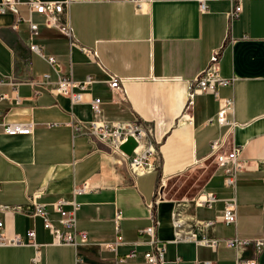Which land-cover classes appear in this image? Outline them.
<instances>
[{"label":"crops","instance_id":"obj_1","mask_svg":"<svg viewBox=\"0 0 264 264\" xmlns=\"http://www.w3.org/2000/svg\"><path fill=\"white\" fill-rule=\"evenodd\" d=\"M53 1H68L74 44L59 29L46 27L40 14L31 17L38 25L33 42L56 58L55 67L29 49L28 23L14 30L15 14L0 13V78L5 80L0 95H10L0 100L5 234L26 239L34 229L42 264H148L142 254L149 236L140 229L151 224L165 242L164 264H235L239 256L252 258L251 245L211 249L175 241L171 214L178 210L184 231L199 237L264 238V0H240L242 12L231 23L232 0H206L205 11L196 0H147L140 8L133 0ZM15 7L20 16H28L26 0ZM217 50V76L230 83L217 82L215 94L192 93L194 80ZM69 68L73 80H93L85 90L74 89L83 93L74 105L51 91L55 69L65 76ZM46 72L50 82L34 88L27 83ZM109 75L120 78L121 85L112 87ZM34 89L42 93L33 97ZM95 97L102 101L103 122L137 121L148 130L144 142L154 148L151 171L133 176L128 161L110 146L73 131L71 122L92 119ZM12 122H31V132L6 134L4 125ZM215 139L224 141V150L237 148L238 158L247 161L233 188L224 185L223 169L213 162L210 142ZM81 183L88 189L76 196V229L88 240L76 247L52 243L41 217L32 215L29 196L41 191L35 202L59 226L51 203L70 199L73 186ZM206 191L218 200L211 208L195 206L192 197ZM230 198L236 202L235 224L216 223L205 231L194 225L214 219ZM181 199L187 200L178 205ZM117 211L124 242L117 255L136 252L122 263L107 247L115 237ZM33 254L31 245L0 246V264H33ZM256 259L264 264V246Z\"/></svg>","mask_w":264,"mask_h":264},{"label":"built area","instance_id":"obj_2","mask_svg":"<svg viewBox=\"0 0 264 264\" xmlns=\"http://www.w3.org/2000/svg\"><path fill=\"white\" fill-rule=\"evenodd\" d=\"M147 0H133L137 8H140ZM201 11L206 9V0H196ZM233 6L228 12L229 23L233 19L237 18L242 12V5L240 0H232ZM21 3V0H0V13L11 11L15 14V19L11 25L12 29H17L20 22L28 23L29 31V49L40 57H42L49 65L55 67L56 58L53 55H45L39 46L33 42V37L38 33V25L32 20V13L40 14L43 17V22L46 27L57 28L65 36L71 40V45L74 44L72 40L71 28L68 20V13L66 8L68 1H53V0H26L28 4L29 14L27 17L20 16L16 11V5ZM81 50H85L81 48ZM219 50L215 51L212 55L210 64L203 70V72L194 80L192 86L193 92H211L216 93L215 85L229 84L230 80L221 79L217 76V63ZM56 79L54 83L56 86L51 91L53 93L62 94L68 97L71 105L82 101V91L77 92L74 89L79 88L85 90L92 82L90 76L86 77L83 81H75L71 78V68L68 73L63 76L59 74V70L55 69ZM5 81L0 78V83ZM51 81L50 73H43L39 79H31L27 81L31 87L39 86ZM108 82L112 87H119L122 80L114 75H109ZM15 87V86H14ZM15 90V89H14ZM40 89L33 90V97L41 94ZM192 95V94H191ZM10 95L1 94L0 100L9 99ZM190 98V97H189ZM15 101H19V98L15 97ZM190 101V100H189ZM101 99L95 97L90 101L92 119L89 121H75L71 122L73 131L77 134H83L89 137H93L108 146L118 153L121 159L128 161V167L133 176H137L142 173H146L152 170V156L154 154V148L151 143H145L148 130L144 128L139 122H120L114 124H107L103 122L99 116L101 115ZM219 121L227 123L225 119L219 118ZM32 123H18L12 122L4 125L3 131L9 135L22 134L27 135L31 132ZM128 136H131L137 143L133 149L131 155L124 153L119 147L124 143ZM143 144V148L140 146ZM210 152L213 155V162L218 168L223 169V182L226 187H234L237 180V174L239 171L247 167L246 160H240L238 158V149L233 147L230 150H224V141L221 139H215L210 142ZM88 186L86 183L80 185H74L72 188V197L70 199L58 198L51 203L52 211L58 214L59 226L55 225L50 219L48 212L44 209L43 204L36 203L35 199L40 196L41 191H36L29 196V200L32 203V215L41 217L45 228L49 229L52 234V243L77 246L81 243L87 242V236L84 231H78L76 229V214L80 208V203L77 202L76 196L86 192ZM187 199H181L177 202L178 205L181 202H186ZM218 199L215 193L206 191L193 197L191 199L195 206H202L211 208L213 203ZM69 206V208H65ZM121 217V212L117 211L115 215V237L111 243H107V247L115 253V260L117 263L126 262L128 259L136 257L135 250L129 253L118 256L116 249L117 246L123 244V238L119 233L118 220ZM172 223L175 228L174 240L193 242L197 245H203L211 249L217 248L219 245H224L228 248H237L241 245H251L253 247V257L243 258L237 257L235 264H260L256 257L260 253L264 246V238L258 239H239L238 237L232 238H216L207 237L205 234L197 236L191 229H183V221L180 218V212L175 210L171 214ZM216 223L224 224H235L236 223V202L234 198L225 199L224 206L215 216L214 219H202L195 220L194 225L201 231L212 228ZM147 234L149 236L146 242L149 247L148 250L144 251L142 256L148 264H164L165 263V242L159 240L156 237V227L151 224L140 229V234ZM26 239L21 235L8 236L3 230V222L0 220V246H20V245H31L34 247V254L31 259L33 264H42L40 256V244L35 242V231L30 229L26 232ZM140 241H136L133 244H139ZM204 264H209V261H204ZM197 264V263H195Z\"/></svg>","mask_w":264,"mask_h":264},{"label":"water","instance_id":"obj_3","mask_svg":"<svg viewBox=\"0 0 264 264\" xmlns=\"http://www.w3.org/2000/svg\"><path fill=\"white\" fill-rule=\"evenodd\" d=\"M136 145V141L131 136H128L126 141L122 143L119 148L127 155H131Z\"/></svg>","mask_w":264,"mask_h":264},{"label":"rangeland","instance_id":"obj_4","mask_svg":"<svg viewBox=\"0 0 264 264\" xmlns=\"http://www.w3.org/2000/svg\"><path fill=\"white\" fill-rule=\"evenodd\" d=\"M51 66V65H50ZM132 154V153H131ZM129 156V155H128ZM216 165V164H215ZM193 198V197H192Z\"/></svg>","mask_w":264,"mask_h":264},{"label":"bare ground","instance_id":"obj_5","mask_svg":"<svg viewBox=\"0 0 264 264\" xmlns=\"http://www.w3.org/2000/svg\"><path fill=\"white\" fill-rule=\"evenodd\" d=\"M238 154V153H237ZM161 193V192H160ZM38 217V216H37Z\"/></svg>","mask_w":264,"mask_h":264}]
</instances>
